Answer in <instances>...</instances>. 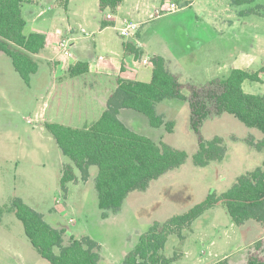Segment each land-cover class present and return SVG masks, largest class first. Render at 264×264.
<instances>
[{"label":"rangeland","instance_id":"374dc122","mask_svg":"<svg viewBox=\"0 0 264 264\" xmlns=\"http://www.w3.org/2000/svg\"><path fill=\"white\" fill-rule=\"evenodd\" d=\"M176 3L178 12L162 14L151 21L141 30V38L147 41V54L162 56L175 65L170 70L181 77L185 96H190L191 85L202 86L226 76L234 66V56L241 50L251 49L255 40L259 46L256 61L259 66L264 63V17L247 19L246 24L239 25L240 32L235 29L217 34L207 24L208 13L218 12L220 18L228 15L240 18L234 12L232 0H223L219 5L201 2L204 12L200 18L196 16L200 15L196 6L181 8L182 2L176 0ZM54 6L53 15L34 22L24 5L25 34L39 32L50 39L49 34L55 36L59 30L78 26L84 10L88 13L85 28L88 33H94L108 14L100 11L98 0H70L67 5L56 3ZM114 35L117 36L116 32ZM50 48L48 57L34 56L39 71L31 77L29 85L15 70L11 58L0 53V264H51L26 236L12 206L16 198L41 213L53 228L64 231L63 246H68L72 238L90 237L100 246L99 264H123L153 224L187 213L210 193L222 194L237 178L262 167L264 151L257 144L263 133L247 127L233 115L210 116L198 133L191 122L189 102L165 100L156 108L166 122H174V130L169 133L165 126H151L143 113L129 110L132 114L128 126L156 143L163 142L186 152L188 158L180 168L153 181L147 191L132 192L120 210L109 211L104 218L95 187L98 168L90 167L86 181L76 169L77 181L68 183L64 190L61 179L65 167L72 162L46 130L45 124L51 122L37 115L49 104L48 114L55 113L58 118L55 123L76 129L90 128L99 120L93 104L100 93L99 87L91 82L94 74L75 78V82L56 81L63 73L55 71L49 59L58 60L63 66L72 60ZM70 51L76 53L74 47ZM96 53L105 54L99 49ZM210 60L221 63L220 67ZM145 71L147 76L141 81L148 83L152 65H147ZM116 80V75L107 77L99 85H110L113 94L118 88ZM243 89L247 94H264V83L246 81ZM79 90L88 93L85 97L81 95L80 100ZM29 120L32 122L28 123ZM215 137L224 140L225 158L206 167L195 166L193 157L200 139ZM263 239L264 226L253 220L242 226L235 225L225 205L219 203L190 226L171 234L163 255L176 258L173 264H214L223 259H228L230 264H247L250 253ZM55 252L58 254L60 249L56 248Z\"/></svg>","mask_w":264,"mask_h":264},{"label":"trees","instance_id":"16d2710c","mask_svg":"<svg viewBox=\"0 0 264 264\" xmlns=\"http://www.w3.org/2000/svg\"><path fill=\"white\" fill-rule=\"evenodd\" d=\"M32 0H0V53L10 57L15 70L26 84L39 71L34 56L46 47L47 38L41 33L25 34L27 25L23 14L24 4ZM124 0H100L99 8L116 12ZM241 8V17H264L261 8L264 0H233ZM260 10V11H259ZM104 26L110 23L103 22ZM126 49L141 58L142 51L131 43ZM150 82L118 79L117 90L109 97L107 108L99 120L87 129H76L59 123H46L45 128L55 139L62 154L72 165L64 169L62 188L76 182L75 170L82 173V179L89 178L90 167L96 166L98 174L95 187L99 208L117 212L127 197L135 191L145 192L153 181L183 166L188 158L186 152L165 143H156L149 137L129 128L120 118L121 110L143 113L151 126H165L173 132L174 122H166L157 113V104L165 100L188 101L191 108V122L199 133L203 121L210 116L230 114L249 128L258 129L263 138L257 144L264 151V94H247L243 85L246 81L262 83L261 74L252 69H231L226 76L215 78L202 86L191 85L190 96L183 94L184 86L171 72L167 60L154 55ZM88 62L72 65L68 74L78 77L89 73ZM226 156L224 140L199 141V149L193 157L195 166L206 167L211 162L222 161ZM223 203L232 222L242 226L256 221L264 226V161L262 167L249 171L237 178L233 186L222 194L210 193L207 198L187 213L175 216L165 223H155L143 234L135 248L125 257L123 264H173L176 258L163 255L168 238L190 226L205 212ZM17 218L22 222L25 234L42 258L51 264H99L100 246L90 237L72 238L63 246L64 231L53 228L44 216L28 206L22 199L12 203ZM60 249L57 254L55 249ZM214 264H230L228 259ZM247 264H264V239L260 240Z\"/></svg>","mask_w":264,"mask_h":264},{"label":"crops","instance_id":"0c3cea01","mask_svg":"<svg viewBox=\"0 0 264 264\" xmlns=\"http://www.w3.org/2000/svg\"><path fill=\"white\" fill-rule=\"evenodd\" d=\"M177 1L182 2L181 8H184V7L193 8L196 6L200 14V15L196 14V16L200 18V16L204 12L202 9V5L201 6L199 5L201 2L202 4L206 3L208 5H211V4L219 5L220 2L223 0H213V1H210V0H177ZM68 2L70 3V0H32L30 3L24 4V5H26L28 14L31 17H33V21L35 22V21L44 19L45 17L53 15L54 12L56 11V8L54 6L56 5V3L67 5ZM99 3H100V0H98V6H99ZM171 3H176V0L175 1L124 0L123 3L118 7L116 12H111L109 10L105 11V12H108V14H111L113 16V20L108 21L107 19H105L103 22L110 23L111 25L104 26L102 23L96 32L89 33L90 36H85L81 32V29H84L85 31H87L85 26L87 25V22H88V13L86 10H84L82 22H77L78 26L76 27L69 26V28L66 29L65 31L59 30L56 32L55 36H53L52 34H49L50 39L47 38V36L44 34L47 38V44H46L45 49L39 54V57L41 58L48 57L46 53L51 50L50 46H52V49L54 47V51L56 52V54L59 55L60 53L57 51L56 44L60 41L62 36H66L70 38L71 47H74L76 49V53H72V57H70L72 62L63 66V64L59 62L58 60L50 58L49 63L51 64V66H53L55 71L59 70L63 73V76L61 77L58 76V78L56 79V81L59 80V81H62L63 83L68 82L69 80H72V82H75L74 81L76 80L75 78H79L83 76L82 75L78 77H70L68 74V70L72 65L78 62H88L90 64V71L87 74H94L95 79L91 80V82L99 87L98 91L100 93L96 95L93 104H95V110L98 111L97 115L100 118L103 112L107 108V102H108L109 97L112 95L111 94L112 92H110V87H111L110 85L109 86L99 85V83L100 84L104 83L105 78L112 77L114 75L117 76L116 81H118V79H124V80L143 82L141 81V79H144L147 76V72L145 71L147 65L141 64V61L144 58L151 59V57H153L155 54H147L146 49L148 47V44H147V41L141 38V30L143 29L144 26H147V24H149L151 21L161 16V14H158V13H160L161 10L166 9ZM234 7H235L234 12L236 13V15L237 14L239 15V11L241 10V8H238L236 6ZM23 10H24V6H23ZM226 12H229V9H226ZM232 16L233 15H228V16L220 18L218 12L210 11L208 13L209 20L207 24L210 28L214 30L215 33L220 34L221 32H225L227 30L228 31L235 30V29L239 30L238 29L239 25L241 26L242 23L246 24L247 19L257 17V16L240 17V18L235 17L233 19ZM125 19L136 22L137 24H139L140 27L138 29V32L133 38L125 39V41L122 42V40L120 39H122L123 37H121L120 35V30L123 26V21ZM115 32L118 37L114 35ZM238 32H240V30ZM119 40L121 41V43L119 42ZM256 41L257 40H255V44L254 46H252L251 49L246 48L245 50H241L234 56L233 58L234 66L232 69H252L254 71H258L264 68V63L261 66H259V64L256 61V57H257L256 54H257V51L259 50V46ZM128 43H131L134 46V48L142 51L143 54L141 58L136 59L135 55L126 49V44ZM98 49L103 51L105 54L97 55L96 51ZM100 57H103L104 59L100 60ZM83 59H86V60H83ZM210 61L212 63H216L218 67H220L221 65V63L215 62L214 60H210ZM167 62L170 63L169 60H167ZM169 63H168L169 69H171V67L175 68V65L169 64ZM152 72H153V65H152ZM177 77L179 78V81L181 83V77L180 76H177ZM261 79H262V83H264V73L261 74ZM87 94H88L87 92H80L79 90V94H78L79 100H80L81 95L85 97ZM87 98L88 97H86V99ZM50 108H51V105L46 104L43 109V112L42 113L37 112V115H40L39 117L41 116L44 117L46 122L49 121L51 123H55V121L58 118L55 113L48 114ZM131 114L132 113H130L129 110H126V109L121 110L119 113V118L128 126L127 122L131 118ZM48 116H49V120H47ZM128 127L131 128L130 126Z\"/></svg>","mask_w":264,"mask_h":264},{"label":"built area","instance_id":"2783aa9c","mask_svg":"<svg viewBox=\"0 0 264 264\" xmlns=\"http://www.w3.org/2000/svg\"><path fill=\"white\" fill-rule=\"evenodd\" d=\"M179 10V6L176 3H171L166 9H163L160 11V13L158 14H173L178 12ZM106 19L108 21H112L113 20V16L111 14H108ZM139 24H137L136 22L130 21L128 19H125L123 21V26L120 30V35L123 38L126 39H130L133 38L136 33L138 32L139 29ZM81 32L85 35V36H90V34L85 31L84 29H81ZM70 47H71V39L70 38H61L60 41L57 44V51L66 56V57H72V52L70 51ZM103 57H100V60H103ZM143 65H149L151 64L150 59L148 58H144L142 61ZM32 121L29 120L28 123H31ZM72 222V220H71Z\"/></svg>","mask_w":264,"mask_h":264},{"label":"water","instance_id":"95a60500","mask_svg":"<svg viewBox=\"0 0 264 264\" xmlns=\"http://www.w3.org/2000/svg\"><path fill=\"white\" fill-rule=\"evenodd\" d=\"M183 6H184V5H183ZM183 6H182V7H183Z\"/></svg>","mask_w":264,"mask_h":264}]
</instances>
